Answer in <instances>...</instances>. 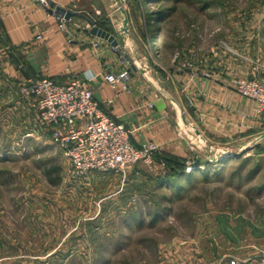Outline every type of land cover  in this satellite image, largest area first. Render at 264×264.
<instances>
[{"label":"rangeland","instance_id":"rangeland-1","mask_svg":"<svg viewBox=\"0 0 264 264\" xmlns=\"http://www.w3.org/2000/svg\"><path fill=\"white\" fill-rule=\"evenodd\" d=\"M94 1L102 12L83 14L126 36L125 61L156 72L186 113L198 98L189 83L209 75L232 85L264 68V0ZM8 105L0 94V264H262L264 125L255 117L247 129L239 117L229 142L226 128L191 115L185 165L213 174L176 191L158 184L168 169L156 157L76 177L35 113L36 128Z\"/></svg>","mask_w":264,"mask_h":264},{"label":"crops","instance_id":"crops-1","mask_svg":"<svg viewBox=\"0 0 264 264\" xmlns=\"http://www.w3.org/2000/svg\"><path fill=\"white\" fill-rule=\"evenodd\" d=\"M47 1L49 5L86 14L93 10L101 13L103 7H96L94 0ZM108 4L109 0H105L106 7ZM49 5L46 7L42 0H0V79L4 85L0 94L7 95L8 109L17 112L23 122L33 123L36 128L32 101L20 94L27 80L49 78L60 85L74 79L84 80L100 110L113 122L131 130L130 142L134 147L149 142L157 144L154 163L163 172L167 169L162 164L163 157L186 158L185 124L194 128L196 125L195 121L190 122L191 115L199 119V124H211L215 131L226 128L229 142L233 141L231 134L237 131L239 117L248 128L254 103L239 96L231 85L212 78L189 83L191 93H197L198 98L195 104H186L189 111L186 113L184 102L175 98L156 72L126 62L109 43L92 36L86 21L72 22L70 33L61 30L57 17L49 12ZM116 37L120 45L125 44L126 36ZM122 71L129 74V90H113L105 76ZM201 133L197 129V140L195 136L191 138L193 144L200 141ZM132 169L128 167L126 172Z\"/></svg>","mask_w":264,"mask_h":264},{"label":"built area","instance_id":"built-area-1","mask_svg":"<svg viewBox=\"0 0 264 264\" xmlns=\"http://www.w3.org/2000/svg\"><path fill=\"white\" fill-rule=\"evenodd\" d=\"M42 2L48 7L47 0ZM56 17L59 28L68 31L72 19ZM105 78L113 90H129L127 71L109 73ZM231 87L254 103L253 118L264 125V68L251 79L233 81ZM20 93L32 101L38 123L50 131L52 142L70 162L78 178L94 173L122 174L131 165L151 164L159 150L153 142L134 147L130 142L131 130L113 122L100 110L92 89L84 80L74 79L60 85L49 78L29 79L21 86ZM149 106L152 108L153 104ZM191 169L188 164L187 171Z\"/></svg>","mask_w":264,"mask_h":264},{"label":"trees","instance_id":"trees-1","mask_svg":"<svg viewBox=\"0 0 264 264\" xmlns=\"http://www.w3.org/2000/svg\"><path fill=\"white\" fill-rule=\"evenodd\" d=\"M167 1H169V0H167ZM166 11H167V9L164 11V13L162 12V14H161L162 22L166 18L165 17ZM97 25L101 29L107 30L110 33H112V31L110 29H108L104 24L97 23ZM162 161L165 163V166L168 169V174L165 176L164 179H161L160 182H158V184H160V185H167V184L174 185L176 188V191L182 190L181 183L184 180L189 183L195 179L196 175L200 174V175H203V177H204L202 179V181H208V180H210V176L213 174L212 170L209 167L210 166L209 164L206 165L205 169L199 170V169H197L198 167L196 166L194 169H192L191 172H187V167L185 165V161L183 158H173V157L165 156L162 158ZM223 164H224L223 161L218 162V165H223ZM52 183L54 185L58 184V182H55V181H53Z\"/></svg>","mask_w":264,"mask_h":264},{"label":"water","instance_id":"water-1","mask_svg":"<svg viewBox=\"0 0 264 264\" xmlns=\"http://www.w3.org/2000/svg\"><path fill=\"white\" fill-rule=\"evenodd\" d=\"M49 12L51 14H54L55 16L57 15L63 16L66 20H70L73 18H80V19L85 20L91 27L92 36L106 41L107 43L111 45L113 49H120V42L118 38L114 34L110 33L109 31L98 27L97 23L93 21L92 19H90L88 15L80 13V12H72V11L66 10L59 6H55L53 3L49 5ZM232 156L233 155L226 156L222 160L229 159Z\"/></svg>","mask_w":264,"mask_h":264}]
</instances>
